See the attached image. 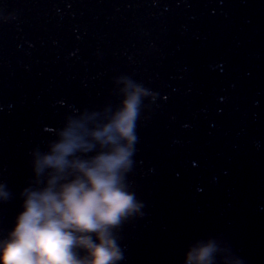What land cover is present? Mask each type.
<instances>
[{
	"label": "water",
	"instance_id": "water-1",
	"mask_svg": "<svg viewBox=\"0 0 264 264\" xmlns=\"http://www.w3.org/2000/svg\"><path fill=\"white\" fill-rule=\"evenodd\" d=\"M140 84L118 264H264V0H0V236L70 119Z\"/></svg>",
	"mask_w": 264,
	"mask_h": 264
},
{
	"label": "clouds",
	"instance_id": "clouds-1",
	"mask_svg": "<svg viewBox=\"0 0 264 264\" xmlns=\"http://www.w3.org/2000/svg\"><path fill=\"white\" fill-rule=\"evenodd\" d=\"M125 92L105 120L70 119L37 155L35 171L43 179L25 189L13 226L0 236V264H118L124 258L115 229L140 207L126 174L146 94L131 80ZM7 195L0 186V197ZM214 250L200 247L188 264H211Z\"/></svg>",
	"mask_w": 264,
	"mask_h": 264
}]
</instances>
